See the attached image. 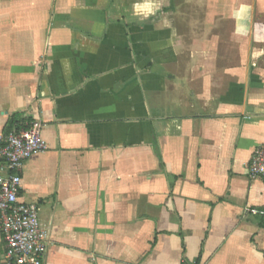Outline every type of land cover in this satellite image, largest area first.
I'll list each match as a JSON object with an SVG mask.
<instances>
[{
	"label": "crops",
	"instance_id": "1",
	"mask_svg": "<svg viewBox=\"0 0 264 264\" xmlns=\"http://www.w3.org/2000/svg\"><path fill=\"white\" fill-rule=\"evenodd\" d=\"M15 117L45 264H264V0H0Z\"/></svg>",
	"mask_w": 264,
	"mask_h": 264
},
{
	"label": "built area",
	"instance_id": "2",
	"mask_svg": "<svg viewBox=\"0 0 264 264\" xmlns=\"http://www.w3.org/2000/svg\"><path fill=\"white\" fill-rule=\"evenodd\" d=\"M43 124L31 121L27 127L0 134V228L4 251L2 264H45L48 247L46 232L40 221V206L21 200L22 170L35 153L44 152L48 144L42 135ZM248 173L264 178V142L250 157ZM252 216L264 219V208L252 207ZM179 264H194L182 259ZM197 264V263H196Z\"/></svg>",
	"mask_w": 264,
	"mask_h": 264
},
{
	"label": "trees",
	"instance_id": "3",
	"mask_svg": "<svg viewBox=\"0 0 264 264\" xmlns=\"http://www.w3.org/2000/svg\"><path fill=\"white\" fill-rule=\"evenodd\" d=\"M22 127H23L22 124L18 121L16 117L12 118L11 120H9L8 124L6 125L4 129V134L6 135L13 130H19ZM0 264L2 263L0 262Z\"/></svg>",
	"mask_w": 264,
	"mask_h": 264
}]
</instances>
